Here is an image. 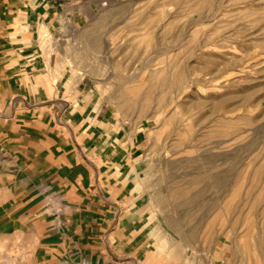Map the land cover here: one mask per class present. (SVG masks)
<instances>
[{"label":"rangeland","instance_id":"374dc122","mask_svg":"<svg viewBox=\"0 0 264 264\" xmlns=\"http://www.w3.org/2000/svg\"><path fill=\"white\" fill-rule=\"evenodd\" d=\"M91 5L83 19L53 20L54 37L43 25L51 91L76 107L91 79L89 119L102 104L114 130L137 137L135 207L167 246L193 264H264V0ZM13 203L0 188V264H36L44 235L6 240L12 216L23 229L35 219L8 212Z\"/></svg>","mask_w":264,"mask_h":264},{"label":"crops","instance_id":"0c3cea01","mask_svg":"<svg viewBox=\"0 0 264 264\" xmlns=\"http://www.w3.org/2000/svg\"><path fill=\"white\" fill-rule=\"evenodd\" d=\"M91 3L0 0V188L17 202L8 212L35 218L23 229L12 216L6 240L22 248L30 231L44 235L36 264H193L163 242L162 226L140 219V177L130 168L140 143L113 129L102 104L90 121L91 79H80L76 107L51 91L43 25L54 37L53 20L90 16Z\"/></svg>","mask_w":264,"mask_h":264},{"label":"built area","instance_id":"2783aa9c","mask_svg":"<svg viewBox=\"0 0 264 264\" xmlns=\"http://www.w3.org/2000/svg\"><path fill=\"white\" fill-rule=\"evenodd\" d=\"M72 6H81L87 0H69Z\"/></svg>","mask_w":264,"mask_h":264}]
</instances>
